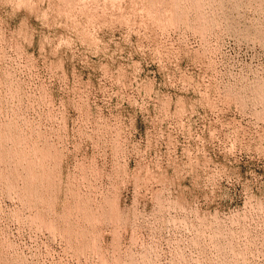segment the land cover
<instances>
[{"label": "rangeland", "instance_id": "rangeland-1", "mask_svg": "<svg viewBox=\"0 0 264 264\" xmlns=\"http://www.w3.org/2000/svg\"><path fill=\"white\" fill-rule=\"evenodd\" d=\"M0 264H264V0H0Z\"/></svg>", "mask_w": 264, "mask_h": 264}]
</instances>
